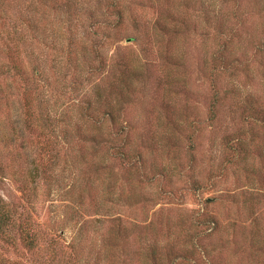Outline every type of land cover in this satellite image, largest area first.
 Wrapping results in <instances>:
<instances>
[{
	"label": "rangeland",
	"instance_id": "374dc122",
	"mask_svg": "<svg viewBox=\"0 0 264 264\" xmlns=\"http://www.w3.org/2000/svg\"><path fill=\"white\" fill-rule=\"evenodd\" d=\"M0 15V198L37 235L0 237V264H264V0H0ZM24 85L52 142L23 130ZM119 129L140 168L104 145Z\"/></svg>",
	"mask_w": 264,
	"mask_h": 264
},
{
	"label": "trees",
	"instance_id": "16d2710c",
	"mask_svg": "<svg viewBox=\"0 0 264 264\" xmlns=\"http://www.w3.org/2000/svg\"><path fill=\"white\" fill-rule=\"evenodd\" d=\"M109 6H117L114 2H111ZM119 16L117 20L115 21V25L119 24L120 19V12L115 13ZM0 15V19H1ZM122 18V17H121ZM15 51V50H14ZM14 51L8 50L6 53V56L8 58V63H6V70L4 69L5 73L11 72L13 77H16L15 74H17L20 78L23 74L22 65L21 63H18V58ZM15 79V78H13ZM14 81V80H13ZM23 93L21 94V99L24 101L23 103L25 108V114H26V120L24 124L23 130L26 131L25 134H28L29 140L32 141V139H39L43 140L44 142H52L53 140L57 139V127L54 123H52L49 118L44 117L41 112L36 116H34V111L32 108L34 107L35 103L38 102L40 94L38 91H36L35 87L34 90L29 87V85L23 86ZM39 105V104H38ZM39 107V106H38ZM84 111H88L86 108H84ZM87 113V112H86ZM213 115V112H211ZM111 117L110 115H108ZM111 119V118H109ZM102 124L97 122V125L93 124V132H95L98 128L100 129ZM53 131H56L55 133ZM21 132V129H20ZM23 134L17 133V130H15V136H18L17 138H14V141L23 139L21 135ZM56 134V136H55ZM122 129H119L117 131H113L112 133V140L111 139H105L103 141L104 145L108 146L109 151L111 152V155H113V158H116L119 160V163L121 164L123 169H131L132 167L140 168V162L139 157L136 158H129L124 151L127 146L126 140L124 138H121L120 140L117 137H121ZM54 135V136H53ZM53 136V137H52ZM31 138V139H30ZM41 140V141H42ZM240 140V139H239ZM238 140V141H239ZM60 143L59 140L55 142V146H57ZM57 144V145H56ZM233 149H237L235 146H231ZM238 156V155H237ZM239 158V156H238ZM52 159V156L50 155V160ZM53 160V159H52ZM51 160V161H52ZM51 165V164H50ZM47 172V171H46ZM50 172V171H48ZM141 175V174H140ZM23 189V184L20 185V190ZM25 189V187H24ZM27 218V216L23 213H18L13 210H10L8 207V204L3 201L0 198V237L3 239H11V236L9 238L8 231L11 232V230H14L20 238L22 246L26 249H30L35 246L37 242V235L36 230L34 229L31 221ZM208 225H213L212 220L207 221Z\"/></svg>",
	"mask_w": 264,
	"mask_h": 264
}]
</instances>
